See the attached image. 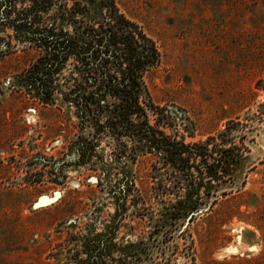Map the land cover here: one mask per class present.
Masks as SVG:
<instances>
[{"label": "rangeland", "instance_id": "1", "mask_svg": "<svg viewBox=\"0 0 264 264\" xmlns=\"http://www.w3.org/2000/svg\"><path fill=\"white\" fill-rule=\"evenodd\" d=\"M115 2L161 54L150 123L185 143L229 124L237 161L207 190L198 158V210L162 226V206L188 194L177 168L137 137L80 128L60 90L42 103L18 87L37 51L0 22V264H264V0Z\"/></svg>", "mask_w": 264, "mask_h": 264}, {"label": "trees", "instance_id": "2", "mask_svg": "<svg viewBox=\"0 0 264 264\" xmlns=\"http://www.w3.org/2000/svg\"><path fill=\"white\" fill-rule=\"evenodd\" d=\"M69 1L0 0V22L15 29L18 42L37 51L29 67L17 74L18 87L33 88L34 100L42 103L53 99L51 89L60 90L62 98L79 109L80 128L88 124L116 136L137 137L146 149L163 152L165 162L177 168V180L187 181L188 194L162 206V226L194 215L201 204L197 190L205 181L198 182L190 170L199 158L206 167L203 180L211 181L207 190L214 187L212 180H223V173L237 161V154L228 153L231 147L223 145L230 140V125L205 141L185 143L167 137L158 128L159 120L152 125L149 118L150 112L161 110L145 81L146 73L160 61L154 39L120 11L115 0ZM11 49L1 47L0 57ZM78 138L92 140L85 134ZM173 187H179L177 182L163 192Z\"/></svg>", "mask_w": 264, "mask_h": 264}]
</instances>
